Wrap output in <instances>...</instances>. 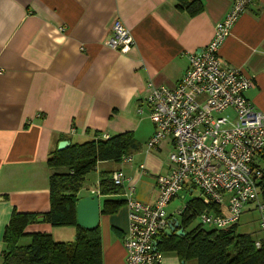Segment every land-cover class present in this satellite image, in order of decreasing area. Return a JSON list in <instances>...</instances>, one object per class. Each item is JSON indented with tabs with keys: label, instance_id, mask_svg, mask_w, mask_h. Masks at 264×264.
<instances>
[{
	"label": "crops",
	"instance_id": "crops-1",
	"mask_svg": "<svg viewBox=\"0 0 264 264\" xmlns=\"http://www.w3.org/2000/svg\"><path fill=\"white\" fill-rule=\"evenodd\" d=\"M197 1L202 9L191 15L179 0H0V264L12 211L42 214L49 208L47 160L59 141L77 144L95 132H131L137 142L131 160L109 170L125 173L121 193L103 196L97 185L84 183L79 196L98 192L101 211L105 200H124L134 185L137 199L155 201V176L168 170L171 143L166 139L153 151L145 149L155 129L143 119L146 85L174 87L189 55L210 41L231 6V0ZM115 19L134 38L121 51L105 43ZM219 52L251 77L245 96L264 113V0L240 15ZM259 162L264 151L255 160L262 168ZM99 228L102 264H126L125 203L113 214L100 213ZM52 231L50 224L36 221L23 238L29 243L31 233ZM163 255V264H197Z\"/></svg>",
	"mask_w": 264,
	"mask_h": 264
},
{
	"label": "built area",
	"instance_id": "built-area-1",
	"mask_svg": "<svg viewBox=\"0 0 264 264\" xmlns=\"http://www.w3.org/2000/svg\"><path fill=\"white\" fill-rule=\"evenodd\" d=\"M255 1L231 0L210 41L189 55L188 67L174 87L153 82L146 85L144 103L155 128L146 149L153 151L168 139L171 150L167 172L155 176L157 197L153 203L137 199L134 185L124 192L128 208V229L122 238L126 264H163L159 238L171 220H179L188 202L171 213L167 208L184 191L191 195L198 190L197 198L205 207L189 210L188 215L208 228L238 224L247 204H252L264 236V196L258 185L262 171L255 163L264 151V113L245 96L251 77L224 61L219 52L240 15ZM105 43L121 51L133 44L134 38L127 26L115 19ZM143 110L141 106L137 109L139 113ZM101 137L109 136L103 133ZM111 179L122 186L127 177L117 170ZM254 244L260 247L261 240Z\"/></svg>",
	"mask_w": 264,
	"mask_h": 264
},
{
	"label": "trees",
	"instance_id": "trees-1",
	"mask_svg": "<svg viewBox=\"0 0 264 264\" xmlns=\"http://www.w3.org/2000/svg\"><path fill=\"white\" fill-rule=\"evenodd\" d=\"M189 14L201 11L197 0H179ZM137 148L131 132H123L102 138L100 132L94 138L77 144H70L64 150L54 149L47 160L52 169L49 176V208L46 212L27 213L12 211L5 227L2 253L3 264H102L101 232L99 226L85 229L77 224L76 203L84 186L85 176L96 168L98 162H120ZM262 176L259 189L264 196V168H259ZM112 172L100 174L98 192L103 196L121 193L122 187L111 179ZM125 203V199H107L103 202L102 214H113ZM205 207L200 198L188 201L179 218L184 235L161 234L158 248L161 252L173 253L182 262L196 259L197 264H264V236L240 233L238 224L225 229L204 228L201 224L191 227L194 216L189 210L200 211ZM52 226H73L75 237L72 241H55L51 234L35 232L30 234V242L19 244L27 234L26 227L37 221L39 215ZM260 239V247L255 240Z\"/></svg>",
	"mask_w": 264,
	"mask_h": 264
},
{
	"label": "rangeland",
	"instance_id": "rangeland-1",
	"mask_svg": "<svg viewBox=\"0 0 264 264\" xmlns=\"http://www.w3.org/2000/svg\"><path fill=\"white\" fill-rule=\"evenodd\" d=\"M145 112H146V116L143 119L146 122H149L150 120L148 118L147 111L145 110ZM145 149H146V146H145ZM258 164L262 168H264V162H259ZM118 167H119L118 163L115 161H107L104 163L98 162L96 165V168L86 174L85 186L94 188L98 184L99 179H100V174L104 172V170L111 171V170H115ZM198 194L199 192L197 189L191 195L185 191L181 192L179 195V198L183 197V199L182 200H180L179 198L174 199L169 204L167 211L171 209L175 211L176 209L183 207L188 201L194 198H197ZM198 225H200L199 218L195 217L192 220L191 227H196ZM50 226L53 228V231H52L53 234L51 232H45V233L51 234L52 238L55 241L67 242V241H72L75 237V228L73 226H52V225ZM204 228L208 229L207 226H204ZM237 230L240 233H250L257 237L262 236V232L260 231V226H259L258 212L256 209H254L252 204H247V206L245 207L244 212L242 213L240 221L238 223ZM19 244L24 245L28 243H25V238H22Z\"/></svg>",
	"mask_w": 264,
	"mask_h": 264
},
{
	"label": "water",
	"instance_id": "water-1",
	"mask_svg": "<svg viewBox=\"0 0 264 264\" xmlns=\"http://www.w3.org/2000/svg\"><path fill=\"white\" fill-rule=\"evenodd\" d=\"M70 145L69 141L62 140L57 144V150H64ZM37 221H43V217L37 218ZM76 221L77 224L85 229H93L99 226L100 221V202L98 192L79 197L76 203ZM165 234L184 235V230L179 227V220L174 218L169 226L164 230Z\"/></svg>",
	"mask_w": 264,
	"mask_h": 264
}]
</instances>
